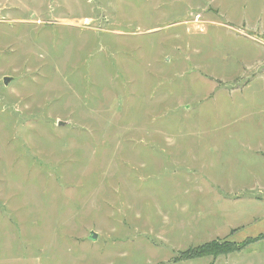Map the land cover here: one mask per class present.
Segmentation results:
<instances>
[{
    "label": "rangeland",
    "instance_id": "obj_1",
    "mask_svg": "<svg viewBox=\"0 0 264 264\" xmlns=\"http://www.w3.org/2000/svg\"><path fill=\"white\" fill-rule=\"evenodd\" d=\"M261 235L264 0H0V264H264L183 259Z\"/></svg>",
    "mask_w": 264,
    "mask_h": 264
},
{
    "label": "trees",
    "instance_id": "obj_2",
    "mask_svg": "<svg viewBox=\"0 0 264 264\" xmlns=\"http://www.w3.org/2000/svg\"><path fill=\"white\" fill-rule=\"evenodd\" d=\"M258 239L264 241V235L258 236L257 238H255L253 240H246L237 246H235V244H232L229 242L228 243L222 242L221 244L209 243V244H207V246H203L201 248H198L197 250L196 249L192 250L188 255L183 257V259L190 260L194 257L195 258L196 257H203V256H207V255L216 256V255H222L223 253L225 254V253L236 252V251H239V250L245 248L246 246H249L250 242H253L254 240H258ZM195 250L197 252H195Z\"/></svg>",
    "mask_w": 264,
    "mask_h": 264
},
{
    "label": "water",
    "instance_id": "obj_3",
    "mask_svg": "<svg viewBox=\"0 0 264 264\" xmlns=\"http://www.w3.org/2000/svg\"><path fill=\"white\" fill-rule=\"evenodd\" d=\"M7 82H8V78L5 77V79L3 80V83L7 84ZM89 239L92 240V241L95 240L96 239V234L91 232V236H90Z\"/></svg>",
    "mask_w": 264,
    "mask_h": 264
}]
</instances>
